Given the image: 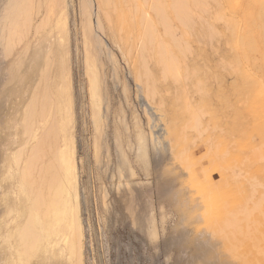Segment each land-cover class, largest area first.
Listing matches in <instances>:
<instances>
[{
    "label": "rangeland",
    "instance_id": "rangeland-1",
    "mask_svg": "<svg viewBox=\"0 0 264 264\" xmlns=\"http://www.w3.org/2000/svg\"><path fill=\"white\" fill-rule=\"evenodd\" d=\"M144 1L127 0L124 10L128 14L141 15L147 9ZM239 1L187 0L185 25L176 16L173 1L165 0L169 33L150 11L156 23V40L147 41L140 53L131 49L128 59H124L122 52L109 40V25L102 15L107 29L105 37L97 29L95 34H102L108 46L105 51L115 57L118 80L114 84L113 65L102 55L105 56L102 59L111 97L109 118L97 141L95 127L88 119L91 112L85 92L83 53L76 49H81V2L67 0L69 35L66 33L63 41L68 40L66 60L70 62L69 69L72 68L69 78L74 83L72 91L77 99V129L73 132L79 158L85 264H190L200 250L197 240L207 238L202 234L205 226L220 240L221 249L225 247L232 254L223 251V259L229 256L238 264H264V99L260 91L264 85V48L259 37V31L264 33V0H256L257 4L248 10L243 9ZM114 8L117 9L114 4L109 7ZM49 9L47 2L38 13L42 15L35 14L33 26L18 49L27 41L31 45L44 43L46 37L35 39V27L44 18H49L50 24L56 22L59 10L50 12ZM48 28H44V35L52 31ZM52 32L55 34L57 30ZM7 58L0 56V86L6 74L5 67L14 57ZM164 58L171 65L169 70L164 66ZM124 84L128 89L125 95L122 92ZM7 88L0 87V103ZM21 95L25 98L28 94L22 92ZM6 108H0V117L8 112V106ZM136 125L151 132L170 149L165 166L158 173L152 171L148 178L150 187L145 182L141 184L146 195L143 205L148 200L151 206L148 201L146 205L153 206L158 217L157 247L149 242L142 218L138 228L131 226L125 201L117 192V187L127 181L132 184L136 180L145 181L138 171L139 156L132 149L136 144ZM11 130L15 134L14 127L8 125L7 133L4 131L0 136L4 141H0V147L3 146L0 149L5 156L0 150L2 172L7 168L5 159L10 149L7 143H11V150L16 149L20 139L12 135ZM159 150L163 152L165 147L160 146ZM132 167L137 177L130 174ZM143 185L148 188L145 190ZM3 187L0 186V194ZM192 205L198 208L193 209ZM158 209H162V213ZM183 211L188 212L192 224L191 241L188 242L190 252L184 257L178 246L169 251L164 246V241L179 230ZM161 215H164V229H161ZM197 215H201L202 220L196 219ZM187 255L192 259H187Z\"/></svg>",
    "mask_w": 264,
    "mask_h": 264
},
{
    "label": "bare ground",
    "instance_id": "bare-ground-1",
    "mask_svg": "<svg viewBox=\"0 0 264 264\" xmlns=\"http://www.w3.org/2000/svg\"><path fill=\"white\" fill-rule=\"evenodd\" d=\"M126 1L80 0L81 49L80 47L76 49L78 53L81 51L83 53L84 75L87 80L85 92L88 94L86 99L91 112L88 114V119L95 127L94 136L97 141L100 136L99 132L109 118L108 105L111 97L108 86L109 77L102 59L105 56L113 65L112 81L116 84L115 81L118 80L115 57L106 52L108 46L101 38L100 32L105 37L107 30H105L102 15L108 22L105 24L109 25L110 33L108 32L109 36L108 34L106 36L118 48L117 50L122 52L124 59L130 56L132 51L140 53V48L143 49L147 41L153 43L156 40L154 35L156 23H153L150 11H153L155 20L169 33V21L164 10L165 0H145L144 4L147 9L143 10L141 15L132 12L128 14L124 10ZM172 1L177 18L181 23L187 25V0ZM47 2L50 4V12L54 9H58L59 12L58 19L53 24L49 23V18L42 19L40 24L36 23L38 26L35 27V39L42 40L46 37L44 43L42 45L38 43L41 45L39 47L36 42L32 46L27 41L18 49L33 26L35 14L42 15L38 13ZM94 3L96 12H94ZM166 3L168 2L166 1ZM113 4L117 6V9H109ZM256 4V0L239 1V5L247 10ZM67 9V0H0V56L7 58L13 55L14 57L10 65L5 67L7 69H4L6 74L3 75L5 77L2 86H0L8 87L5 95V92L2 91L4 96L0 108L7 106L9 108L8 112H4L5 114L0 117V128H2L0 136L6 131L7 126L11 125L15 129V134L14 130H11L13 133L8 132L20 138L17 141L18 146H15L16 149L11 150V143H7L10 144L9 153L5 159L7 168L4 172H2V168L0 169V173H2L0 186L5 187L0 194V264H85V228L81 215L79 190L80 169L75 131L73 132L74 128L77 129L75 127L77 124V99H74L73 82L69 78L72 68L69 69L70 62L66 60L68 55L65 43L68 40L63 41V38H67L69 30L66 17ZM112 13H115V16ZM129 18L130 20H128ZM47 26L52 31L57 30V33L53 34L51 31L48 36L44 35L46 30L44 28ZM95 29L100 31L98 33L101 36L95 34ZM259 37L264 48V33L259 31ZM51 38L55 40L51 41ZM48 39L50 40L49 44L46 43ZM35 45L38 48H35ZM102 55L105 56L102 57ZM70 59L68 61H71ZM128 66L130 67L129 64ZM164 66L167 67V70L171 68L166 58H164ZM172 70L173 68L166 73H170ZM133 75L137 78L135 70ZM124 83L127 84L125 81ZM125 84L122 86L124 95L128 91ZM260 89L264 99L263 84ZM22 92H26L28 95H25L24 98L21 95ZM15 97L19 99V103L17 100L14 101ZM0 141L2 140L0 139ZM2 142L4 143V141ZM12 145L15 148L14 144ZM160 146L165 147L163 152L159 150ZM132 149L139 156L137 159L138 171L142 172L145 181L136 180L135 183L133 180L135 184L127 181L117 187V192L120 198L125 201L126 213L131 226L138 228V222L142 218L149 242L156 246L160 234L158 232V217L153 206L150 208L151 204L148 200H144L145 204L143 205L142 200L146 195L144 196L145 191H142L144 188L141 189V184L151 183L148 178L152 175V171L158 173L165 166L170 149L166 144L154 138L151 132L145 131L138 125H136V144ZM130 174L132 177H137L133 167L130 169ZM144 186L146 190L148 185L142 187ZM151 194L148 196H152ZM148 196L147 198L150 199ZM147 201L150 206L146 205ZM192 208H198V206L192 205ZM160 211L162 213V209ZM181 216L179 230L164 241V246L166 251L178 246L180 254L184 257L187 252H190L188 251L190 249L188 242L191 241L192 224L188 212L183 211ZM160 217L161 229H164V215ZM196 219L200 221L202 216L197 215ZM202 234L207 238L197 240L200 250L192 257L194 259L190 261V264H238L229 256L225 259H223L224 256L222 258L227 249L225 247H222L224 250L221 249L220 240L214 238V234L212 235L209 230L207 231V226L203 229ZM226 247L228 246L226 245ZM232 251L230 250V252ZM189 256L191 255L189 254ZM186 258L192 259L188 258V255Z\"/></svg>",
    "mask_w": 264,
    "mask_h": 264
}]
</instances>
